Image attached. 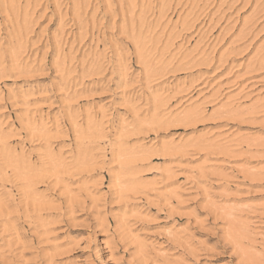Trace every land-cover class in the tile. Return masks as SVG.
<instances>
[{
    "label": "rangeland",
    "instance_id": "1",
    "mask_svg": "<svg viewBox=\"0 0 264 264\" xmlns=\"http://www.w3.org/2000/svg\"><path fill=\"white\" fill-rule=\"evenodd\" d=\"M0 264H264V0H0Z\"/></svg>",
    "mask_w": 264,
    "mask_h": 264
},
{
    "label": "snow or ice",
    "instance_id": "2",
    "mask_svg": "<svg viewBox=\"0 0 264 264\" xmlns=\"http://www.w3.org/2000/svg\"><path fill=\"white\" fill-rule=\"evenodd\" d=\"M97 175H100V173H99V172H97Z\"/></svg>",
    "mask_w": 264,
    "mask_h": 264
}]
</instances>
